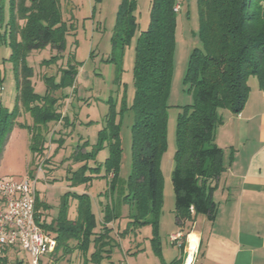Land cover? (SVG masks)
I'll list each match as a JSON object with an SVG mask.
<instances>
[{"label": "trees", "instance_id": "1", "mask_svg": "<svg viewBox=\"0 0 264 264\" xmlns=\"http://www.w3.org/2000/svg\"><path fill=\"white\" fill-rule=\"evenodd\" d=\"M198 4L202 45L194 49L187 73V80L196 89V101L178 119L177 151L172 174L176 217L181 225L193 222L198 215L206 216L210 221L216 219L218 204L213 198L215 183L226 170L224 151L216 143L217 129L223 124L222 115L225 111L239 115L244 110L251 92L248 84L251 77L258 78L264 89V0H198ZM129 6H135V1H123L113 38L115 49L118 46L123 49L130 38L131 29L136 26V21L129 16ZM177 6V0H153L150 27L138 38L134 70L135 99L131 106L135 114L132 172L121 185L122 148L115 124L117 105L112 101L107 117L108 126L100 134L98 147V151L102 148L109 150L104 166L105 177H113L107 193L114 194L120 190L119 194L125 201L135 205L132 223L136 226L152 225L156 242L159 240V216L163 207L159 165L168 145V99L174 73ZM10 11V25L5 35L0 31V45L7 42L10 32L18 104L32 115L36 125L32 128L16 123L19 112L8 113L0 102V157L13 129L19 126L29 130L31 151L35 158L44 153L47 143L41 129L62 120L57 109L59 99L54 94L68 86L74 88L79 68L78 65L69 64L59 83L55 82L54 77H47V94L44 97L36 94L30 81L33 72L22 68L25 75L21 74V65L24 67L25 57L29 53L50 44L58 53L64 52L68 27L63 22L61 3L60 0H10ZM110 61L114 62L115 59ZM125 110H129V107L124 99L122 112ZM105 142L107 145L104 146ZM84 150V147H80V151ZM96 151L85 152L87 164L73 173L71 180L74 184L92 183V177L86 174L88 171L94 172V176H101L103 166L94 168L89 165V161L95 159ZM68 195L70 193L65 195L63 209L53 225L48 226L41 212L44 230L57 240V248L52 255L60 250L64 251L65 256L78 251L83 258L82 264H100L111 253L105 248V239L109 237L110 230L105 226L93 241L91 238L97 235L94 233L97 220L90 197L75 194L79 203L77 216L69 220L66 209ZM41 207L37 196V209L41 211ZM113 219L112 210L107 208L105 223L109 224ZM71 242L75 243L73 247ZM92 245L95 248L90 253ZM15 250L8 249L6 256L0 258V264H7L8 252ZM172 264H182V261L177 259Z\"/></svg>", "mask_w": 264, "mask_h": 264}, {"label": "rangeland", "instance_id": "2", "mask_svg": "<svg viewBox=\"0 0 264 264\" xmlns=\"http://www.w3.org/2000/svg\"><path fill=\"white\" fill-rule=\"evenodd\" d=\"M123 1L60 0L63 22L68 27L64 52L58 53L50 44L44 49L29 53L25 57L24 67L21 65V74H24L22 68L26 71L31 69L33 75L30 81L34 92L44 97L47 94L45 82L47 77H54L55 82L59 83L63 71L69 67V64L78 65L79 74L75 86L74 88L68 86L54 94V97L59 99L57 109L62 120L41 129L47 139L45 151L41 156L35 158L33 156L29 130L16 126L0 157V176L5 180L24 182L38 178L36 192L39 202L42 203L41 212L44 213L48 226L53 225L59 218L66 194L70 193L66 205L69 220H73L72 217L77 213L79 203L75 194H87L99 223L94 229L97 235H93L91 238L93 241L104 231L101 222L105 221L107 208L112 210L114 220L118 221V228L123 219L126 221V227L122 231L123 237L130 234V237L135 239L136 233L142 232L141 229L144 228V238L147 236L149 238L153 236L154 231L152 225L136 226L132 223L134 219L131 216L136 211L135 205L132 202H126L125 198L119 194L120 190L114 194L107 193L110 184L107 183L104 166L109 150L102 148L98 151L100 134L108 126L107 117L110 112V101H112L117 105L118 115L115 124L118 127L122 148L119 185L129 178L133 160L132 127L135 114L131 106L135 99L136 45L140 34L150 27L153 0H133L135 6L128 7L129 16L136 21V26L131 29L130 38L121 50L120 46L115 49L113 38ZM177 2L180 10L177 14L175 32L174 73L168 99V145L159 165L163 203L165 201L163 217L170 222L171 225L168 228L171 226V229L174 227L176 218L172 174L177 151L178 119L196 101V89L193 83L187 80V73L194 49L202 45L198 0H177ZM10 18V0H0V31L3 35L8 30ZM11 42L9 32L7 42L0 45V102L8 113L19 112L16 123L33 128L36 124L32 115L18 104ZM112 58L115 59L114 62L110 61ZM118 73L121 74L119 80H117ZM257 83V78L249 79L250 85ZM124 99L129 110L122 112ZM224 113L222 118L228 112ZM80 147H84L86 153H93L97 149L96 157L89 161V165L94 168L104 167L101 176L92 175L94 173L92 171L86 173L88 177H92V183L74 184L71 180L73 173L87 164V159L84 158L86 153L80 151ZM40 167L41 172H39ZM162 212L163 209L160 216ZM100 213L104 216L100 217ZM164 228L166 226L163 227V231ZM111 233L112 230L109 232V237L105 239L107 242L106 246L104 245L105 248L107 251H114L113 261L117 263L120 260L123 264H128L132 257L129 254L137 249L135 242L132 241V245L129 246V243L124 240L120 247L114 242L115 235L111 236ZM54 236L57 237L56 234ZM168 236L166 235V238ZM140 243V248L147 246L146 240ZM70 245L73 247L75 243L71 242ZM151 245L150 240L148 249ZM93 247L94 245H92L91 253L94 252L95 247ZM147 254L144 255L145 259L152 260L156 257H153L151 253ZM63 255L64 251L60 250L56 255H51L43 261L45 263L48 261L50 264H69V262L78 264L83 259L81 253L77 251L72 255ZM7 256V264H30L31 262L29 256L19 248L13 252L9 251ZM104 260L107 261L110 258L105 257L102 261Z\"/></svg>", "mask_w": 264, "mask_h": 264}, {"label": "crops", "instance_id": "3", "mask_svg": "<svg viewBox=\"0 0 264 264\" xmlns=\"http://www.w3.org/2000/svg\"><path fill=\"white\" fill-rule=\"evenodd\" d=\"M257 81L253 85L248 82L251 92L244 110L239 115L225 111L228 113L216 134V143L224 151L226 170L215 183L213 198L218 204V212L214 221L198 215L193 222L181 225L176 217L174 227L168 228L171 224L163 217L164 201L159 218L158 242L155 241L154 231L152 237L144 238V228L136 233L135 239L130 234L123 237L122 231L126 227L124 219L119 223V228L117 220L113 219L109 224L101 222V225L103 223L104 227L112 230L111 236L115 235L114 242L118 246L122 247L124 240L129 246L132 241L135 242L137 249L129 254L132 257L128 264H172L177 259L186 264L190 258V264H264V89L258 78ZM111 181L112 176L107 183ZM100 215L104 216L103 213ZM76 216L77 213L72 219ZM166 235H169L168 238ZM176 235L180 237L173 240ZM192 238L196 242V249L191 256ZM144 240L147 246L140 248V242ZM150 240L152 247L148 249ZM113 252L109 254L110 260L100 264H123L120 260L117 263L113 261ZM147 253L156 257L145 259ZM82 263L83 259L78 264ZM43 264L50 262L43 261Z\"/></svg>", "mask_w": 264, "mask_h": 264}, {"label": "built area", "instance_id": "4", "mask_svg": "<svg viewBox=\"0 0 264 264\" xmlns=\"http://www.w3.org/2000/svg\"><path fill=\"white\" fill-rule=\"evenodd\" d=\"M37 182L38 178L16 182L0 176V258L8 249L19 248L29 256L30 264H43L57 247V240L44 230V219L37 209Z\"/></svg>", "mask_w": 264, "mask_h": 264}, {"label": "bare ground", "instance_id": "5", "mask_svg": "<svg viewBox=\"0 0 264 264\" xmlns=\"http://www.w3.org/2000/svg\"><path fill=\"white\" fill-rule=\"evenodd\" d=\"M190 244H191L190 251H191V256H192V254L194 253V251L196 249V242H195L194 238L191 239ZM190 261H191V258L189 259V261L186 264H190Z\"/></svg>", "mask_w": 264, "mask_h": 264}]
</instances>
